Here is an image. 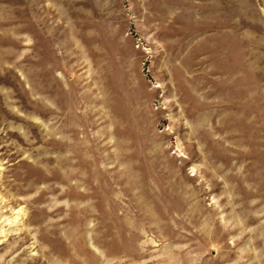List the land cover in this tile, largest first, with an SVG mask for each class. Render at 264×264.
<instances>
[{
	"label": "rangeland",
	"instance_id": "374dc122",
	"mask_svg": "<svg viewBox=\"0 0 264 264\" xmlns=\"http://www.w3.org/2000/svg\"><path fill=\"white\" fill-rule=\"evenodd\" d=\"M0 264H264V0H0Z\"/></svg>",
	"mask_w": 264,
	"mask_h": 264
}]
</instances>
